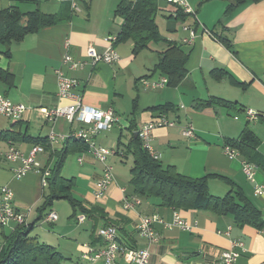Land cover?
Masks as SVG:
<instances>
[{"label": "crops", "instance_id": "crops-1", "mask_svg": "<svg viewBox=\"0 0 264 264\" xmlns=\"http://www.w3.org/2000/svg\"><path fill=\"white\" fill-rule=\"evenodd\" d=\"M120 1L0 0V11H38L58 17L54 26L12 43L8 58L0 54V70L10 75L7 83L0 81V95L27 108L17 121L0 115L6 120L0 123V132L9 130L32 139H47L53 133L56 142L49 144L53 152H59L66 140H74L68 136L77 126L62 117L48 121L42 115L43 110L69 106L78 98L82 105L102 111L110 109L116 118L110 130L93 138L95 147L113 152L105 162L112 169V181L104 195L95 196L103 165L87 151L82 141L83 146L71 143L67 158L72 157V169H67L64 162L61 177L73 180L71 197L90 214L78 213L84 216V221L72 220L74 227L51 208L50 213H54L57 220L36 222L33 225L35 234L32 231L31 237L55 248L64 260L75 258L77 264H89L81 260L83 246L94 250L103 247L97 231L105 225L117 229L119 243L146 249L148 264H222L221 254L232 249V241H240L244 247L235 264H264V234L248 226H236L231 216L177 210L179 217L192 229L189 232L177 228L167 230L156 225L158 241L148 244L137 234L140 218L157 215L167 223L174 210L161 207L156 199L134 196L128 184L130 176L118 171L113 175L111 166L116 158L131 159L124 156L131 137L142 125L164 114L173 126L154 129L148 143L158 156L159 164L172 166L180 175L192 179L217 175L229 180L260 211L264 222V198L254 195L255 185L264 190V0L247 2L227 16L224 12L229 2L186 0L194 14L185 15L180 11L184 15L182 19L177 18L178 9L156 2L155 24L164 42L150 43L137 55L132 54L131 42L113 43L118 61L111 65H92L86 56L87 49L103 53L107 47L104 40L115 39L120 31L123 22L113 15ZM190 31L195 33V38L186 43ZM218 37L228 40L229 50L218 42ZM168 44L177 45L187 55L186 77L175 87L144 85L143 82L154 83L165 78L153 72V68ZM4 49L0 47V53ZM65 56L71 57L80 67L73 70L62 63ZM58 71L65 78L76 81L71 98L58 97ZM212 73H217V77ZM211 98L223 100L230 107L193 108L196 102ZM165 105L170 108L168 112L155 111ZM247 109L260 115L258 122H246L243 111ZM187 128L192 129L194 138L182 135ZM245 128L260 140L255 155L262 160L263 166L250 163L255 167L254 183L242 173L241 162L245 159L239 155L229 160L222 149L227 140H237ZM9 143L24 156L33 145L0 139V161L8 164L7 171L4 169L1 175L0 187L9 188L15 210L24 216L26 224H33L47 186L42 187L41 177L34 171L20 179L14 177L13 170L19 162L9 163L2 157ZM36 161L42 170L51 166L45 168L47 155L44 152ZM223 178L208 179L207 189L211 196L222 198L228 193L230 187ZM133 197L138 198L140 204L125 210L124 198ZM15 226L10 223L3 227L2 234L10 235ZM117 264L123 262L117 261Z\"/></svg>", "mask_w": 264, "mask_h": 264}, {"label": "trees", "instance_id": "trees-1", "mask_svg": "<svg viewBox=\"0 0 264 264\" xmlns=\"http://www.w3.org/2000/svg\"><path fill=\"white\" fill-rule=\"evenodd\" d=\"M229 2L224 15L231 14L237 7L247 3H259L263 0H220ZM157 13L155 0H121L113 11V15L122 20V26L114 40V44L131 42L132 54L137 55L147 48L148 44L164 42L159 35L155 24ZM177 18L184 15L178 9ZM58 17L44 15L38 11L22 13L16 9L0 11V47L4 51L0 54L9 57V46L19 42L25 35L34 34L43 28L52 27L57 23ZM226 49L230 44L225 38L218 37ZM168 49L163 52L153 72H158L167 79L166 86H178L186 77L187 55L183 54L175 44H168ZM217 77V73H212ZM10 75L0 70V81L7 83ZM215 106H227L230 104L211 98L206 101H198L194 104L195 110ZM167 105L157 107L155 111L166 113ZM3 141L30 142L33 146H41L47 155L45 168H48L49 177L47 191L43 196L42 204L37 208V219L33 224L22 223L16 225L10 235L5 236L0 226V264H65L64 258L58 251L46 244L39 243L35 237H31L33 225L45 220L51 212L52 205L57 200L68 202L75 218L77 213L88 216L90 212L85 210L80 203L71 197L73 180L61 177V171L67 156L71 153L70 144L83 143L80 140H66L59 152H53L47 139H32L26 134H14L7 130L0 132ZM84 145V144H83ZM82 145V146H83ZM224 145L235 150L245 161L262 167V160L255 155V150L260 145L258 137L248 128L240 133L237 140H227ZM126 155L132 159V167L129 170V186L134 196L138 198H151L160 202V206L175 211L207 212L215 216H231L238 227L248 226L257 231L264 228L262 215L252 203L244 196L241 190L229 180L217 176L206 175L202 178L192 179L180 175L172 166H162L153 160L146 150L141 147L137 137L132 136L126 147ZM220 178L228 184L230 190L222 198L213 197L208 193L207 181L209 178ZM124 245V244H123ZM126 246V245H125ZM129 247V246H128ZM133 248V247H130Z\"/></svg>", "mask_w": 264, "mask_h": 264}, {"label": "built area", "instance_id": "built-area-1", "mask_svg": "<svg viewBox=\"0 0 264 264\" xmlns=\"http://www.w3.org/2000/svg\"><path fill=\"white\" fill-rule=\"evenodd\" d=\"M156 2L165 3L166 5H171L176 9L182 11L185 15H193V11L189 7L186 0H155ZM72 9H75L72 4ZM195 38V33L193 31L189 32V38L186 43H191ZM115 39L106 38L104 41L107 43V47L103 53L98 54L93 48H88L86 51V56L90 60L92 65L97 63H104L111 65L118 61V56L113 50V43ZM62 63L68 64L71 69H77L80 64L74 61L71 57L65 56ZM167 83L166 78L160 79L158 82L146 83L144 85H150L151 87H163ZM76 86V81L67 79L63 76L61 72H57V94L60 98H71V90ZM27 108L21 104H14L9 101L4 96L0 95V115L11 121L19 120ZM42 115L48 121L54 118L62 117L67 120L70 124H75L77 129L70 133L68 138L76 140V137H87V145H84L87 151L103 165L102 176L96 183V198H101L104 195L105 189L112 181V169L106 165V158L113 154L112 151L102 148L95 147L93 144V138L102 131H108L113 127L116 122L113 112L108 110H97L85 105H82L78 98H74L73 104L57 108L54 110H43ZM244 117L247 123H256L260 119V115L251 110H244ZM237 118L234 117V120ZM171 123L166 115L160 114L151 122L144 124L135 133L136 137L141 143V147L147 151L149 156L153 160H158V156L149 148L148 143L150 140L151 132L157 128L172 127ZM51 142H56V136L51 133ZM182 135L185 138H194L192 129L187 128L182 131ZM223 153L229 159L233 160L239 156V154L231 149V147L224 145ZM44 150L41 146H32L27 155H22L18 152L11 143H9L7 151L2 155L3 159L9 163L19 162V166L13 170V175L16 179H20L27 172L34 171L38 175L48 174L47 169L42 170L36 161V157L43 154ZM241 170L245 178L254 183V172L255 167L248 163L247 161L241 162ZM47 185H42L45 188ZM254 195L257 197L264 198V190L261 186L255 185ZM140 204L138 198H124L123 208L125 210L132 209L134 206ZM23 215L17 212L13 206V195L12 192L7 187H0V222H6V224L13 223L15 225L22 224ZM57 217L54 213H49L45 221L49 223H54ZM78 223L84 221V216L80 215L76 218ZM156 225L162 226L164 229L171 230L172 228H177L181 231L189 232L192 227L183 221L178 213L174 210L172 214V219L170 222L165 223L159 216L151 215L147 217H142L137 225L138 236L145 240L148 244H155L158 241V236L155 232L154 227ZM264 234V230L260 231ZM98 238L102 241L103 247L99 250H94L89 246H83V253L81 255V260L94 264L98 261H102L103 264H117V261H122L123 264H148L149 253L146 249L130 248L125 246L118 241L117 229L113 225H105L97 231ZM232 249L225 251L221 254L222 264H235L240 252L244 251L243 244L240 241H232Z\"/></svg>", "mask_w": 264, "mask_h": 264}, {"label": "rangeland", "instance_id": "rangeland-1", "mask_svg": "<svg viewBox=\"0 0 264 264\" xmlns=\"http://www.w3.org/2000/svg\"><path fill=\"white\" fill-rule=\"evenodd\" d=\"M4 122H6V120L4 118L0 117V123H4ZM71 159H72V157L69 156L66 159V161H65L67 169H72V166L70 164ZM7 166H8L7 163H5L3 161H0V182L2 181V176L1 175L3 173V170L5 169L4 171H7V168H6ZM111 166H113V168H114L113 175L115 173H117V171H118V173L121 174V175L123 174L124 176H127V175L130 176L129 169L132 167V161H131V159H126V160L125 159H123V160L121 159L120 160L119 158H116V159H114V164H112ZM52 210H53V212L57 213L58 216H60L62 220H65V221H68V222H72L71 225L74 226V227H75V224H74L75 222H73L72 220H74V219H76L77 217L80 216L77 213L75 218H70L71 214H72V210H71L68 202L65 201V200H57V201H55L53 203V205H52ZM33 234H35L34 231H33ZM70 262H72L73 264H77L75 258L71 259V260H65L66 264L67 263L70 264Z\"/></svg>", "mask_w": 264, "mask_h": 264}, {"label": "bare ground", "instance_id": "bare-ground-1", "mask_svg": "<svg viewBox=\"0 0 264 264\" xmlns=\"http://www.w3.org/2000/svg\"><path fill=\"white\" fill-rule=\"evenodd\" d=\"M76 139L82 141L85 145H87V137H76ZM48 141L50 144L53 143V142H51V135L48 137ZM40 177H41V185H47L46 180L49 177L48 174H40ZM22 223H25L24 216L22 217ZM0 226L5 227V226H7V224H6V222H0Z\"/></svg>", "mask_w": 264, "mask_h": 264}, {"label": "water", "instance_id": "water-1", "mask_svg": "<svg viewBox=\"0 0 264 264\" xmlns=\"http://www.w3.org/2000/svg\"><path fill=\"white\" fill-rule=\"evenodd\" d=\"M136 137V135H134Z\"/></svg>", "mask_w": 264, "mask_h": 264}]
</instances>
